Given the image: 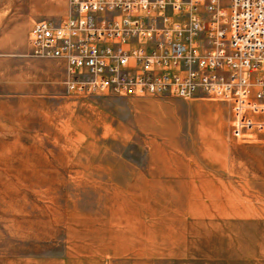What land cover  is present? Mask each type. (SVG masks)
<instances>
[{"label":"rangeland","instance_id":"374dc122","mask_svg":"<svg viewBox=\"0 0 264 264\" xmlns=\"http://www.w3.org/2000/svg\"><path fill=\"white\" fill-rule=\"evenodd\" d=\"M70 16L0 0V264H264V134L220 100L69 94L30 37Z\"/></svg>","mask_w":264,"mask_h":264},{"label":"built area","instance_id":"2783aa9c","mask_svg":"<svg viewBox=\"0 0 264 264\" xmlns=\"http://www.w3.org/2000/svg\"><path fill=\"white\" fill-rule=\"evenodd\" d=\"M70 1L30 37L35 57L65 63L69 94L220 100L237 139L264 134V0Z\"/></svg>","mask_w":264,"mask_h":264}]
</instances>
